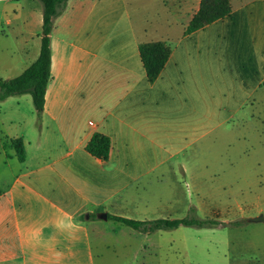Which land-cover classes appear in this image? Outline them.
<instances>
[{"label":"crops","instance_id":"0c3cea01","mask_svg":"<svg viewBox=\"0 0 264 264\" xmlns=\"http://www.w3.org/2000/svg\"><path fill=\"white\" fill-rule=\"evenodd\" d=\"M200 1L68 0L40 122L0 138V264H111L120 233L108 214L134 218L145 174L134 144L187 136L225 106L264 111V0H231L229 16L186 34ZM155 41L172 52L149 82L139 47ZM97 132L111 140L108 159L86 148Z\"/></svg>","mask_w":264,"mask_h":264},{"label":"rangeland","instance_id":"374dc122","mask_svg":"<svg viewBox=\"0 0 264 264\" xmlns=\"http://www.w3.org/2000/svg\"><path fill=\"white\" fill-rule=\"evenodd\" d=\"M42 9L40 0H0V79L19 75L37 59ZM207 113L202 110L201 118ZM212 113L214 120L201 121L187 136L134 144L137 169L145 174L131 194L135 219L195 217L220 224L142 233L106 221L108 231L119 227L120 233L112 240L115 252L106 254L111 264H264V219L251 221L264 217V111L225 106ZM247 113H254L249 124L241 118ZM40 119L30 94L0 100V138ZM3 167L0 162V173Z\"/></svg>","mask_w":264,"mask_h":264},{"label":"trees","instance_id":"16d2710c","mask_svg":"<svg viewBox=\"0 0 264 264\" xmlns=\"http://www.w3.org/2000/svg\"><path fill=\"white\" fill-rule=\"evenodd\" d=\"M43 6V22L41 46L38 58L22 73L15 77L0 79V100L15 95L30 94L38 116L44 111L46 92L52 78V47L51 34L54 21L65 9L68 0H40ZM232 12L231 0H201L199 10L194 14L186 28V34H191L205 26L229 16ZM140 57L146 70L149 82H154L161 74L171 55V48L163 41L142 43L139 47ZM10 147L17 158L23 162L26 159V148L21 137L10 140ZM87 150L93 156L108 159L111 140L102 133H95L87 144ZM108 218L120 222L142 233H152L157 230H171L180 226L211 227L220 223L212 219L195 217L155 219H135L126 216L108 214Z\"/></svg>","mask_w":264,"mask_h":264},{"label":"water","instance_id":"95a60500","mask_svg":"<svg viewBox=\"0 0 264 264\" xmlns=\"http://www.w3.org/2000/svg\"><path fill=\"white\" fill-rule=\"evenodd\" d=\"M103 217L106 219L107 218V214H103ZM264 217L261 216V217H256V218H252L251 221H260V220H263Z\"/></svg>","mask_w":264,"mask_h":264}]
</instances>
